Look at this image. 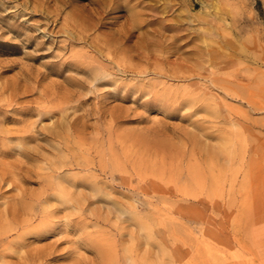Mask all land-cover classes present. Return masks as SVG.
Masks as SVG:
<instances>
[{
    "label": "rangeland",
    "instance_id": "374dc122",
    "mask_svg": "<svg viewBox=\"0 0 264 264\" xmlns=\"http://www.w3.org/2000/svg\"><path fill=\"white\" fill-rule=\"evenodd\" d=\"M165 1L0 0V264H264V0Z\"/></svg>",
    "mask_w": 264,
    "mask_h": 264
},
{
    "label": "bare ground",
    "instance_id": "6f19581e",
    "mask_svg": "<svg viewBox=\"0 0 264 264\" xmlns=\"http://www.w3.org/2000/svg\"><path fill=\"white\" fill-rule=\"evenodd\" d=\"M111 2V4L110 5H108V3L109 2ZM93 2H96L97 4H98V8L97 9H99L100 11H102V12H106V10H108L109 8L112 10V9H119V8H121L120 7V0H93ZM173 7H174V5H172L171 4V1L170 0H167V1H165L164 3H161L159 6H157V7H153L154 9L153 10H158V12H160V13H162V14H167L170 10L172 11V9H173ZM110 10V11H111ZM99 12V11H98ZM189 12V11H188ZM137 16H138V13H137V11H134L133 9H129V13L127 14V19L131 22V27L133 28L134 27V22H137L136 20H137ZM94 18V17H93ZM96 20L98 21V22H100L101 21V17L100 16H98L97 18H96ZM139 20V19H138ZM161 22V21H160ZM138 23V22H137ZM157 24H159V23H157ZM175 27V30H178V29H180L179 28V25H175L174 26ZM16 31V30H15ZM143 34V33H142ZM132 37V35H129V36H127V37H125V40H129L130 38ZM85 38V37H84ZM179 37L177 36V39H178ZM118 40L119 38H116V36H111L110 38H108V40ZM92 40V39H91ZM155 41V40H154ZM173 41V40H172ZM144 43L145 44H149V40L148 39H146L145 41H144ZM152 43V42H151ZM174 43V42H173ZM161 44H162V42H161ZM160 44V45H161ZM151 45H153V44H151ZM160 48H161V46H160ZM110 49V48H109ZM108 48L106 49V48H102V47H99V45H97L96 46V48H95V50L96 51H98V53L99 54H102L104 51H106V55H108L109 56V54H110V50H109ZM116 51V50H115ZM112 52L114 53V51L112 50ZM216 53L215 54V56L217 55L218 57H220V56H227V54H225L223 51H221V50H217V51H212L211 49H207L206 50V52H204V53H202V54H204V55H206V57L207 56H212L213 55V53ZM95 53V52H94ZM97 53V54H98ZM115 54V53H114ZM78 58H80L79 60H75V61H71L70 63H67L66 64V66L64 67V69L65 68H67V69H71V70H73V71H81V72H83V73H91V74H93V77H92V79L94 80V81H97V80H100V79H103V78H105L106 77V72H107V67H106V65H103L102 63H100L98 60H97V58L95 57V55H92V54H89V53H87V52H82V53H79L78 54V56H77ZM81 58L83 59V60H81ZM86 59H88V60H90V63H88L87 65H85L86 64V62H85V60ZM253 60L254 61H257V60H260V58L259 57H253ZM113 61V60H112ZM222 63H220V64H218V69H216V68H213V71L212 72H210L211 73V75H217L218 73H220V74H222V75H224L225 76V79L227 78L228 79V77H232V78H234L235 77V79L239 76V77H241V78H244L245 80L247 79V81L248 82H250V84L249 85H255L254 86V89L255 90H257V92H258V94L257 95H255V94H252V95H247V93H245L242 89H241V85L239 84V86H240V88H238V84H237V82H236V84L235 83H232V84H234L233 85V87H231L230 86V84H228L227 82H229V83H231L230 82V79H228V81L227 82H219L220 83V88L226 93V94H228V95H230V96H232V97H235V98H238V99H242V100H244L249 106H255V107H258L259 109H264V73H257L255 70H254V72H256L255 74H250V75H255L254 76V78H250L249 76L248 77H245V76H242V75H240V74H238L237 76H234L235 74H232V73H230V72H225V70L226 69H228V65L229 64H226V63H224V61H221ZM112 64H113V66H116L119 70H120V68H123V65H122V63H120V62H118L117 60H114L113 62H112ZM70 66V67H69ZM85 66V67H84ZM73 67V68H72ZM130 67H131V65H130ZM125 69V68H124ZM134 70V69H133ZM218 70V71H217ZM128 71V70H127ZM132 71V70H131ZM218 72V73H217ZM88 77H89V75H88ZM91 77V76H90ZM89 77V78H90ZM231 78V79H232ZM241 78H240V80H241ZM220 80L222 79V78H219ZM224 79V78H223ZM224 79V80H225ZM238 79V78H237ZM211 80V79H210ZM218 79H216L215 80V78H214V81L213 82H216ZM224 80H222V81H224ZM243 80V79H242ZM212 82V81H211ZM212 82V83H213ZM218 83V84H219ZM235 85H236V87H235ZM253 108V107H252ZM258 108H256V109H258ZM254 109V108H253ZM256 109H254V110H256ZM56 127V126H55ZM54 129V128H53ZM50 135L53 137V138H56V137H58L59 136V134L57 133V132H50ZM44 137V136H43ZM18 138V140H21V141H23V140H25V139H29V138H31L30 136H21V137H17ZM214 152V151H213ZM213 152H208L209 154L208 155H210L211 156V154L213 153ZM16 153L18 154V155H22V156H26L27 154H28V151L26 150V149H24V150H22V151H16ZM215 153H213L212 155H214ZM0 155H2V156H7V157H9V156H11V153L9 152V151H0ZM212 157V156H211ZM21 165V164H20ZM7 166V165H6ZM9 167H10V165H8ZM22 166V165H21ZM20 166V167H21ZM24 166V165H23ZM57 165H53V166H51V167H49V168H51L52 169V171H56L55 169H57L58 167H56ZM253 166V165H252ZM9 167H8V169H9ZM15 167V166H14ZM7 169V170H8ZM0 170H1V172H3L4 174L3 175H5V169L4 168H2L1 166H0ZM23 169H20V168H18V171H22ZM23 172V171H22ZM250 173V172H249ZM39 175V174H38ZM250 176V175H249ZM4 179V178H3ZM67 196V195H66ZM61 198H64L65 200L67 199V197H65L63 194H61V196H60ZM16 205V204H15ZM15 207V206H14ZM13 207V208H14ZM140 224H142L143 225V223L142 222H140ZM36 252V251H35ZM34 252V253H35ZM33 253V254H34ZM37 254V253H36ZM38 254H39V252H38ZM37 254V255H38ZM33 257V256H32ZM35 257V256H34ZM31 262V261H30ZM34 262V261H33Z\"/></svg>",
    "mask_w": 264,
    "mask_h": 264
}]
</instances>
